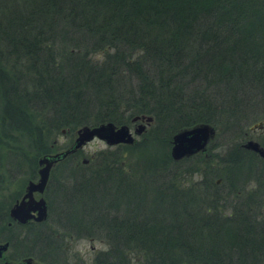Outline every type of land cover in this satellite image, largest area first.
Masks as SVG:
<instances>
[{
  "label": "trees",
  "instance_id": "obj_1",
  "mask_svg": "<svg viewBox=\"0 0 264 264\" xmlns=\"http://www.w3.org/2000/svg\"><path fill=\"white\" fill-rule=\"evenodd\" d=\"M138 113L153 121L127 146L143 157L127 171L121 144L88 165L79 149L99 209L62 211L67 236L41 228V247L57 254L76 222L108 244L95 264H264V159L240 146L264 121V0H0V148L21 137L37 164L60 128ZM202 121L237 141L174 160L172 134Z\"/></svg>",
  "mask_w": 264,
  "mask_h": 264
},
{
  "label": "rangeland",
  "instance_id": "obj_2",
  "mask_svg": "<svg viewBox=\"0 0 264 264\" xmlns=\"http://www.w3.org/2000/svg\"><path fill=\"white\" fill-rule=\"evenodd\" d=\"M127 124H129L130 129L133 130L135 125L133 123H127ZM250 125L248 127L249 128L248 136L260 141L261 144L264 145V127L256 128L253 130L250 128ZM80 126H77L74 129V131H66V128L64 127L60 128L59 132H57L55 137L53 136L52 138V141L55 144V146L58 147V149L66 148L68 144H70L75 138V130ZM149 126L150 124L146 126V130L142 134L140 135L134 134L135 142L140 141L144 137V133H146ZM62 129H65V132H62ZM0 135L1 137H4L6 135H10V133H8V131L6 132L1 131ZM15 137L16 136H13V137L9 136V139L7 141H8V144L9 143L10 144L4 148H0V205L3 204L2 207H0V212L3 213L5 211L7 212V214H8V209L14 200L13 198L15 196V193L13 190L21 186L23 187L26 180L32 176L34 171L36 172V169L38 167V163L32 164L30 162V153L33 150V147H31V144L29 145L28 141H24L23 143V140L21 137H17V139ZM171 140H172V137H171ZM234 140L235 139H233L232 141V139L230 140L225 137H222V135L220 136L217 135L213 140L214 144L211 147V152L212 153H215V152L223 153V150H220L222 145L223 144L224 146L228 144L232 145ZM52 141L50 142V144L52 143ZM25 142H26V146L24 145ZM147 142L159 147L158 142L153 139ZM122 146L125 148L124 149L122 147L123 148L122 152L125 153V155H123L122 161H124L126 168H128L127 165L131 162L133 163V161L136 160V158L139 159L140 157L141 158L143 157V156H139L140 147L129 148L127 144H123ZM171 146H172V141H171V144L169 145V153H170ZM152 147L155 148V146H151L150 149H152ZM110 148L113 149L114 146L108 145L104 140L95 137L83 145L81 149L83 153L82 157L84 156L88 157L91 153H97L100 150H109ZM141 152H143V149L141 150ZM200 177L201 176L199 175H195L194 177L188 176L189 179H192V178L198 179ZM3 217L4 216H2L1 220L4 219ZM63 217L65 219V212L63 215L61 214V219H63ZM13 231L14 230H12L9 226L7 228L3 226L0 221V242H3L5 240L4 239L5 237L11 236L13 234ZM51 234L54 235L55 232ZM13 237H14L13 246L6 253L7 259H10L11 257H13L14 258L13 260H16V259L19 260L21 256H24L28 252H33L34 256L38 254L40 256L44 255V259H46L45 261L50 262V263L52 262L53 264H95L93 259L99 251H96V250L94 251L91 247L94 246L96 248L106 249L107 248L106 245H108L98 235L93 237L92 240L90 239L91 236H79V237H73L72 239L65 238V239H68L67 243L72 245L70 249L67 250V252L57 247L58 248L56 250L57 254H53V250L43 249L42 255H41V244H35L33 246V242L25 239V237L16 236V234H14ZM3 260H2V263H3Z\"/></svg>",
  "mask_w": 264,
  "mask_h": 264
},
{
  "label": "water",
  "instance_id": "obj_3",
  "mask_svg": "<svg viewBox=\"0 0 264 264\" xmlns=\"http://www.w3.org/2000/svg\"><path fill=\"white\" fill-rule=\"evenodd\" d=\"M132 122H136L133 130L129 124L121 123L119 125L112 121L101 122L99 124L89 125L83 124L75 130V138L73 142L64 149L55 153H45L38 159L39 178L37 181L29 180L26 186V193L21 200L14 203L10 208V214L19 221H26L28 218L42 220L46 216V203L43 197L35 199L33 190L43 191L47 182L49 170L51 166L58 160L64 158L68 154L82 148L83 145L92 140L99 138L104 140L108 145H116L119 143L132 144L135 141L134 134L140 135L146 130V126L153 121V116L148 113H138L131 117ZM263 120H258L250 125L251 129L263 128ZM65 132V129H62ZM216 128L209 122H197L193 125L178 129L172 135V146L170 154L174 160L188 157L197 152L207 149L209 142L215 137ZM240 146L254 151L258 156L264 159V146L257 140L249 138L244 140ZM88 157H83L82 162H88ZM221 179L218 178L219 182ZM35 210L37 213H33ZM8 242H0V257L2 252L7 249ZM3 264H45L33 262L31 258H24L22 261L14 262L5 259Z\"/></svg>",
  "mask_w": 264,
  "mask_h": 264
},
{
  "label": "flooded vegetation",
  "instance_id": "obj_4",
  "mask_svg": "<svg viewBox=\"0 0 264 264\" xmlns=\"http://www.w3.org/2000/svg\"><path fill=\"white\" fill-rule=\"evenodd\" d=\"M131 123H133L134 125L136 124V122H132V121H131ZM249 138H251V137H249L248 134H246V137L244 138V140H247ZM119 144L123 145V144H127V143H119ZM127 145H130V144H127ZM111 146H115V145H111ZM79 149H82V148H79ZM79 149L72 152L71 154H68L64 158L58 160L57 162H55L51 166V168L49 170L47 182H46L42 192L39 190H33L32 194H33L34 198L38 199V198L43 197L45 200V203H46V216L42 220H36V219L31 217V218H28L26 221L23 222V221H19L17 218H15L14 216H12L10 214V208L14 205L15 202L21 200L23 195L26 193V191H27L26 186H27L28 181L29 180H33V181L38 180L39 168L41 167V165L38 164L36 172L34 171V173L32 174V177H29L26 180L23 187L21 186V187L13 190L15 193V196L13 198L14 200L8 209V217H9L8 225L12 230H14L13 234L11 235L12 239L14 238L13 235L16 234V236L25 237V239L33 242V246L35 244H41V228L44 232H46L48 234L55 232V234H54L55 237L61 239L62 238L61 236H67L66 231L64 232L62 230V225L60 224L62 211L66 210L67 208L68 209L70 208L72 218H75L77 216V214L75 216H73L74 212H79L80 210H85L89 207L93 210H94V207L99 209V206H100L99 203L92 202V201L89 203V199L87 197H82V195H81L82 193L87 192L90 189V187L87 186V188H86L83 186H78L77 176H78V172L80 170H79V167L77 166L75 159L77 158V151H79ZM59 150H61V149L57 148V149H55L49 153H55L56 151H59ZM95 154L96 153H91L88 156L89 161L91 159H93ZM69 155L74 156L73 158L69 159L71 161V163L68 162L69 164L65 165V166L60 165V161H62L63 159H66ZM123 155H125V153H123ZM41 156L42 155H40V157ZM82 158L83 157H81V160H80L81 162H82ZM89 161L88 162H82V164L84 163L83 165H88ZM121 163L125 167L124 161L121 160ZM125 169L128 171V168L125 167ZM218 178L221 179L219 182L217 181ZM217 179L215 180L217 183H220L222 181L221 177H217ZM93 188L96 190L98 187H93ZM68 205H69V207H66ZM102 206L104 207V205H102ZM32 212L35 214L37 213L35 210H32ZM95 214H96L95 215L96 217H99V215H101V212H98ZM80 215L83 217H87V218H89V216H91L87 212L80 213ZM102 216H104L103 212H102ZM71 227L73 228V230H75L72 232L76 233L77 228H78V224L76 222H74L73 224H71ZM93 227H95V226L92 225L91 228H93ZM72 232H71V234H69V236H71V239L74 237ZM31 234L34 235V239L31 238ZM90 239L92 240L93 237H91ZM4 241L8 242V246H7V249L2 252V256L0 257V259H2V260L7 259L6 253L13 246V242H11L9 240H4ZM62 241L66 242L67 239H64V240L62 239ZM62 243L60 245L57 244V246H59V249L64 250L66 252L72 246L71 244H68L67 242H66L67 244H62ZM106 246L108 247V245H106ZM91 248L94 251L95 250L96 251H102L105 249V248H103V249L96 248L94 246H92ZM43 249L44 248L41 247V255H42ZM24 258H31L33 262L50 264L49 262L41 259V256L39 254L34 256L33 252H28L24 256H21V258L19 260H17V259L13 260L14 259L13 257H11L10 259H7V260L19 262V261H22Z\"/></svg>",
  "mask_w": 264,
  "mask_h": 264
},
{
  "label": "bare ground",
  "instance_id": "obj_5",
  "mask_svg": "<svg viewBox=\"0 0 264 264\" xmlns=\"http://www.w3.org/2000/svg\"><path fill=\"white\" fill-rule=\"evenodd\" d=\"M75 154V153H74ZM89 158V157H88ZM84 164V163H83Z\"/></svg>",
  "mask_w": 264,
  "mask_h": 264
}]
</instances>
